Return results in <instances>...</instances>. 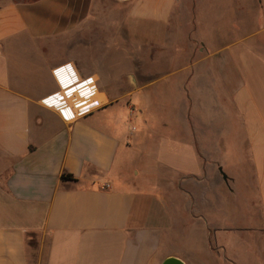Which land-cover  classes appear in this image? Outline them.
I'll use <instances>...</instances> for the list:
<instances>
[{"label":"crops","instance_id":"obj_1","mask_svg":"<svg viewBox=\"0 0 264 264\" xmlns=\"http://www.w3.org/2000/svg\"><path fill=\"white\" fill-rule=\"evenodd\" d=\"M129 1L153 52L128 58L124 104L81 41L102 0H0V264H161L171 203L141 174L180 175L203 219L212 201L224 212L208 185L234 189L230 157L250 166L264 230V0ZM64 64L66 83L97 82L99 108L77 121L53 76ZM138 154L153 171L133 169Z\"/></svg>","mask_w":264,"mask_h":264},{"label":"rangeland","instance_id":"obj_2","mask_svg":"<svg viewBox=\"0 0 264 264\" xmlns=\"http://www.w3.org/2000/svg\"><path fill=\"white\" fill-rule=\"evenodd\" d=\"M131 2L102 0L101 7L91 17L81 37L83 44L89 43L94 48L89 52L91 58L105 65V81L113 75L110 88L114 92L111 95L124 104L131 101L129 91L135 86V78L132 76L131 83L127 78L119 82V76L123 75L126 69L135 70L137 65L128 58L139 52H153L151 45L147 44L141 48L136 43L135 30L132 28ZM180 45L184 49L185 45ZM178 63L183 64V60ZM134 126L137 133L141 134L142 131L135 122ZM151 159L138 154L131 166L139 173L146 167L153 171L154 167L148 163ZM228 159L225 174L229 179L230 176L236 179L234 189L229 183L227 188L220 180L210 181L208 191L214 197L216 194H224L223 199L219 198L223 200L224 212H221V208L217 210L216 203L212 201L207 205L208 212L203 214V219L198 212L193 211L196 208L194 198L195 207L189 212L187 186L180 175L163 168L156 169L151 176L141 174L139 186L144 188L152 180V184L160 187L158 195L163 201L165 197L166 201L171 203L168 207L169 215L174 221L163 238L162 253L165 257H177L186 264H264V230L260 221L257 218L254 220L247 212L248 200L256 203L252 198L255 191L250 166L240 162L239 157ZM243 169L247 172H243ZM220 176L222 177V174ZM228 189L234 190V194L231 195ZM195 190L200 193L199 189ZM197 202L199 203V200ZM159 214L161 216V213Z\"/></svg>","mask_w":264,"mask_h":264},{"label":"built area","instance_id":"obj_3","mask_svg":"<svg viewBox=\"0 0 264 264\" xmlns=\"http://www.w3.org/2000/svg\"><path fill=\"white\" fill-rule=\"evenodd\" d=\"M53 76L61 87L62 96L68 100L65 108L71 121H77L79 118L92 114L99 108V102L96 100L98 95L97 82L94 77H86L66 83L70 80L68 64L54 69ZM110 187L109 184L105 185L107 189H110Z\"/></svg>","mask_w":264,"mask_h":264},{"label":"water","instance_id":"obj_4","mask_svg":"<svg viewBox=\"0 0 264 264\" xmlns=\"http://www.w3.org/2000/svg\"><path fill=\"white\" fill-rule=\"evenodd\" d=\"M220 172L222 173L224 179L227 180L228 179L227 175L223 172L222 169H220ZM161 264H186V263L177 257H168Z\"/></svg>","mask_w":264,"mask_h":264},{"label":"trees","instance_id":"obj_5","mask_svg":"<svg viewBox=\"0 0 264 264\" xmlns=\"http://www.w3.org/2000/svg\"><path fill=\"white\" fill-rule=\"evenodd\" d=\"M62 179H63V180H73L74 178H73L71 175L64 174V175L62 176Z\"/></svg>","mask_w":264,"mask_h":264}]
</instances>
